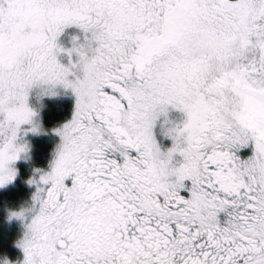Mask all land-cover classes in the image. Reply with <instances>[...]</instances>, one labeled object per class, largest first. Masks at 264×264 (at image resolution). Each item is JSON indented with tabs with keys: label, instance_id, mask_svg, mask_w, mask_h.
<instances>
[{
	"label": "snow or ice",
	"instance_id": "1",
	"mask_svg": "<svg viewBox=\"0 0 264 264\" xmlns=\"http://www.w3.org/2000/svg\"><path fill=\"white\" fill-rule=\"evenodd\" d=\"M58 92L24 264H264V0H0V187Z\"/></svg>",
	"mask_w": 264,
	"mask_h": 264
},
{
	"label": "flooded vegetation",
	"instance_id": "2",
	"mask_svg": "<svg viewBox=\"0 0 264 264\" xmlns=\"http://www.w3.org/2000/svg\"><path fill=\"white\" fill-rule=\"evenodd\" d=\"M65 45L71 44V38L66 40H61ZM43 104L45 107L40 112V119L43 122V126L47 129L46 134H29L28 141L30 143V156L28 159L31 160L30 170L28 173L27 180L32 177L34 174V169L43 168L47 169L50 160L53 158L54 150L59 143V137L51 131V129L59 126L62 122L71 118L72 111L75 105V98L71 94H61L56 98H44ZM53 108V109H52ZM67 110L65 111L64 109ZM51 110V111H50ZM162 143L166 146L171 142L169 140H164L161 138ZM36 155L38 158L33 159V156ZM29 185V184H28ZM37 191L35 184L29 185V192L26 201L31 203V196ZM21 221V220H20ZM22 223V230L18 237L24 235V222ZM8 256L12 259L21 258L23 259L24 253L22 249L11 247L10 254Z\"/></svg>",
	"mask_w": 264,
	"mask_h": 264
},
{
	"label": "trees",
	"instance_id": "3",
	"mask_svg": "<svg viewBox=\"0 0 264 264\" xmlns=\"http://www.w3.org/2000/svg\"><path fill=\"white\" fill-rule=\"evenodd\" d=\"M53 109V108H52ZM65 111L67 110L64 109ZM51 111V110H50ZM36 155L33 159H37ZM30 159L18 161V173L14 181L4 187H0V255L10 254L12 242L18 238L22 230V223L19 219L11 222L5 218L4 206L18 207L19 202L26 200L29 192V185L26 183L30 170Z\"/></svg>",
	"mask_w": 264,
	"mask_h": 264
},
{
	"label": "clouds",
	"instance_id": "4",
	"mask_svg": "<svg viewBox=\"0 0 264 264\" xmlns=\"http://www.w3.org/2000/svg\"><path fill=\"white\" fill-rule=\"evenodd\" d=\"M62 93L58 92L56 95L54 96H48L47 98H56L57 96L61 95ZM46 98V97H45ZM45 107V105L43 104V101L40 102V112L42 111V109ZM47 129L44 128L43 126V122L42 120H40V132L39 134H46L47 133ZM57 147V146H56ZM56 151V148L54 150V153ZM54 153H53V158L50 160L48 167L51 166L53 160H54ZM30 156V151L28 153V158ZM40 169L43 170V168H36L34 169V173H36V170ZM17 173H18V169H17ZM36 174H34L32 177H30L26 183H28L29 185H33V183H31L30 181H33L35 179ZM36 192L32 194L31 196V203H29L26 200H22L21 202H19L18 207H11L8 205L4 206V211L6 213V219L8 220V222H11L13 219H20L19 218V214L23 213L25 216H27L28 214H30L35 206V201L33 199V197L35 196ZM22 220V219H21ZM24 236V235H23ZM23 236L18 237L17 239H15L12 244L13 247L22 249V244H23ZM0 264H24L23 259L21 258H16L15 260L10 258L6 253L0 255Z\"/></svg>",
	"mask_w": 264,
	"mask_h": 264
},
{
	"label": "rangeland",
	"instance_id": "5",
	"mask_svg": "<svg viewBox=\"0 0 264 264\" xmlns=\"http://www.w3.org/2000/svg\"><path fill=\"white\" fill-rule=\"evenodd\" d=\"M75 32H76V30L74 29V28H70V29H68V30H66V33L61 37V40H64V39H66V40H68V39H70V38H72V36L75 34ZM64 44V43H63ZM65 45V44H64ZM71 44H67V45H65V46H70ZM28 138V137H27ZM29 142V141H28ZM16 168L18 169V161L16 162ZM14 181V180H13ZM11 183V182H10ZM9 184V183H8ZM7 184V185H8ZM19 220H21V219H19ZM21 221H23L24 222V230H26L25 229V221L24 220H21Z\"/></svg>",
	"mask_w": 264,
	"mask_h": 264
}]
</instances>
